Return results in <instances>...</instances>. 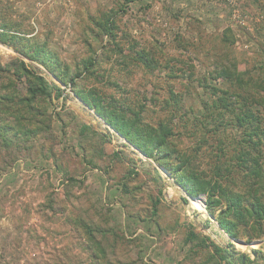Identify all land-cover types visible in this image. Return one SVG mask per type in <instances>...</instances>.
Returning <instances> with one entry per match:
<instances>
[{
  "label": "rangeland",
  "instance_id": "rangeland-1",
  "mask_svg": "<svg viewBox=\"0 0 264 264\" xmlns=\"http://www.w3.org/2000/svg\"><path fill=\"white\" fill-rule=\"evenodd\" d=\"M0 33L1 65L19 57L62 91L46 103L50 132L8 168L0 150V264H227L212 245L264 264V237L230 240L205 195L194 207L169 170L14 48L44 46L61 70L80 73V89L138 129L168 127L211 178L239 135L230 112L216 127L211 117L223 108L210 103L223 92L247 96L216 70L233 65L251 90L264 82V0H0Z\"/></svg>",
  "mask_w": 264,
  "mask_h": 264
},
{
  "label": "trees",
  "instance_id": "trees-1",
  "mask_svg": "<svg viewBox=\"0 0 264 264\" xmlns=\"http://www.w3.org/2000/svg\"><path fill=\"white\" fill-rule=\"evenodd\" d=\"M110 26L111 23L107 20L101 25V29L109 34ZM7 36V33H0V41H5ZM13 38H17L16 35ZM14 48L23 57L45 67L59 83L70 84L82 103L93 109L107 126L147 158L156 159L158 164L169 170L175 183L187 196L198 198L205 195L207 214L214 217L218 227L230 240L246 237L247 241H251L264 237V124L258 112L259 107L264 109V82L253 86L251 90L233 65L216 70L217 77H235L238 87L247 96L236 94L232 98L223 92L225 97H218L210 103L216 106L221 101L220 107L223 108H218L214 118L211 117L213 123L218 122L216 127L222 124L223 112H230L233 119H229L226 124L233 121L232 125L239 136L232 142L231 160L219 158L222 163L214 165L216 175L208 178L198 170L195 157L176 149L170 140L171 130L168 127L161 125L155 129L144 125V130L138 129L135 119L115 115L108 106L103 105L101 97L80 89L76 83L80 73L61 70L57 59L44 46L25 45L22 49ZM92 68V63L84 65L83 73L89 74ZM3 78L8 79L9 83L4 84ZM22 85H25L24 89L19 88ZM61 93L59 86L35 73L19 57L12 58L6 65L0 64V150L6 153V160H3L6 168L18 160V153L33 148L27 145L32 138L43 132H50L46 103L53 94L58 99ZM5 116L9 118L6 119ZM204 122L198 129L200 137L209 133L203 127ZM217 134L214 131L212 135L217 137ZM171 160L175 164L170 163ZM5 170L4 167L2 171ZM234 176H238V179L235 180ZM212 247L217 262L257 264L256 259L251 260L245 254L236 258L227 249L215 245Z\"/></svg>",
  "mask_w": 264,
  "mask_h": 264
},
{
  "label": "bare ground",
  "instance_id": "bare-ground-1",
  "mask_svg": "<svg viewBox=\"0 0 264 264\" xmlns=\"http://www.w3.org/2000/svg\"><path fill=\"white\" fill-rule=\"evenodd\" d=\"M191 200V204L194 206V207H198L200 205V202H198V198L197 199H190ZM199 205H198V204Z\"/></svg>",
  "mask_w": 264,
  "mask_h": 264
},
{
  "label": "water",
  "instance_id": "water-1",
  "mask_svg": "<svg viewBox=\"0 0 264 264\" xmlns=\"http://www.w3.org/2000/svg\"><path fill=\"white\" fill-rule=\"evenodd\" d=\"M190 199H194L193 197H190ZM236 243L238 244H243V242L239 241V240H234Z\"/></svg>",
  "mask_w": 264,
  "mask_h": 264
}]
</instances>
